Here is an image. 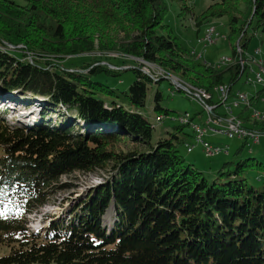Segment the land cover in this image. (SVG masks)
<instances>
[{"label":"trees","instance_id":"16d2710c","mask_svg":"<svg viewBox=\"0 0 264 264\" xmlns=\"http://www.w3.org/2000/svg\"><path fill=\"white\" fill-rule=\"evenodd\" d=\"M171 1L198 32L226 18L229 38L236 40L232 49L238 41L248 47L250 26L264 31V0H209L200 13L192 0ZM168 13V0H0V89L46 104L43 116L64 112L58 113L63 120L49 124L26 119L35 126L0 116V249H7L0 264H264V182L255 186L244 176L263 163L230 160L213 175L181 152L194 141V130L161 105L160 91L156 121L162 115L161 124L179 125L155 135L142 111L149 84L165 77L153 79L142 63L134 66L137 58L207 90L239 80L237 64L219 68L197 60L167 22ZM31 53L34 62L27 59ZM81 54L89 58L80 66L86 74L55 62ZM128 69L136 79L125 101L107 100L117 92L98 77ZM3 107L5 114L9 106ZM117 141L135 148L117 152ZM95 169L111 176L69 222L53 218L38 230L28 226L25 215L48 201L61 176Z\"/></svg>","mask_w":264,"mask_h":264},{"label":"rangeland","instance_id":"374dc122","mask_svg":"<svg viewBox=\"0 0 264 264\" xmlns=\"http://www.w3.org/2000/svg\"><path fill=\"white\" fill-rule=\"evenodd\" d=\"M169 3V13L167 22L175 29L176 33L179 35L180 41L191 49L195 48V53L197 55V60L206 62L207 64L211 63L213 65H218L221 62V58L223 56H228L233 54L232 43H235L236 40H231L229 38L230 28L227 25L226 18H218L212 20L209 24L202 28L201 31L198 32L197 27L194 25L193 18L187 16L186 18H179L177 13L180 10V6L177 2L168 0ZM210 4L209 0H192V5L195 7V10L200 13ZM207 26L216 27L218 33L221 34V37L214 43L209 44L206 41L198 43V37H201L204 34V31ZM226 36V38L224 37ZM228 37V38H227ZM247 37H251V41L249 42L248 47L246 48V57H251L255 53L257 48H262L263 55L258 56L257 58L264 59V31L259 30L257 32L254 31L253 26H250L247 30ZM109 56H113L115 58L123 57L119 51L117 50H107ZM203 53L204 56L199 58V54ZM97 56L102 55L99 52L96 53ZM35 54H28L27 59L31 62H34ZM40 57V56H39ZM41 59V57L39 58ZM38 59V60H39ZM89 58L86 54H81L78 56L70 57L63 62L55 61L58 64H61L63 67H69L71 71H80L81 73H87V69H80L82 62L87 61ZM137 60V59H136ZM44 61V60H41ZM93 63L105 64L109 67L115 68L116 66L109 64L103 60V62H98L96 60L92 61ZM76 64V66L71 64ZM136 62H134L135 64ZM142 62L137 61V64L134 65L129 63L127 65H134L137 67H141ZM126 65V63H124ZM51 65V64H50ZM71 65V66H66ZM142 66L144 64L142 63ZM178 77H180L179 73H175ZM245 76L238 81L234 85L233 91H244L248 93H255L256 91L262 88L261 85H256L254 83L247 84L245 81ZM250 76L253 80L256 78V73L251 72ZM98 79L104 80L107 86L114 88L115 93H108L109 95H105L106 99L109 101H125V94L130 85L136 79L135 73L132 69L122 70L116 76L107 77L104 74H101ZM176 85L170 81L169 79H163L160 83H150L148 89V95L146 99V105L142 108L144 114L150 119L152 123L155 124L154 134L157 135L158 132L164 130L166 127L169 130H173L172 126L179 125L178 120H165L163 124L158 123L156 121V115L158 112L154 110L155 101L154 96L156 91H160L163 96V100H161V105L165 109H169L175 112V115L183 116L186 112L191 113L192 115H196L197 113H203L202 117L198 118L199 121L207 116V111L204 109L202 104L197 100L190 96H188L183 90H176ZM174 92V94H173ZM8 97V98H7ZM9 99V101H7ZM214 99L218 100V94L214 93ZM233 97L230 98L232 101ZM6 101V102H5ZM40 102L36 100L29 94H22L21 92L17 93H5L0 89V116H3L6 121L12 123L13 125L25 124L26 122H30L32 126H35L33 121H27L26 119H32L33 117L37 119L41 124H49V122H55L58 120H63L62 115L64 112L54 113L53 115L45 114L42 115L45 110L44 105H40ZM4 105V109L9 106V110L2 113L1 106ZM243 107V106H242ZM240 108H235L234 113L238 114L241 110ZM255 107L258 110L264 111V102H255ZM36 108L38 111L29 114L28 116L22 115L24 111L31 112L32 109ZM49 108H46V111ZM9 111V112H8ZM12 111H15L14 114ZM45 111V112H46ZM219 111L223 112L224 109L222 107L219 108ZM248 113V112H247ZM19 121H17V118ZM67 115V114H65ZM80 124V123H79ZM81 125V124H80ZM184 131L186 133H192V128L190 126H185ZM184 136L183 134H181ZM189 138V137H188ZM206 139L223 150L219 155H209L201 145L197 146L192 153L187 152L184 144L180 146L181 152L185 155L187 161L194 163L200 169L204 171H208L213 175H216L218 170H220L223 164L226 161H238L239 159H247L254 158L253 161L262 162L264 165V137L261 138L259 142H255L252 139L247 141L245 139L239 138H230L225 134L216 133V134H208ZM115 150L120 152L122 150L128 151L135 148L133 142L129 143H120V141L115 142ZM109 147H112L111 145ZM234 166H231L233 168ZM228 170V168H225ZM110 172L103 169H95L90 172L76 171L71 174H64L61 176L59 181H57L53 186L54 189L50 192L48 201L41 205L39 209L33 210L32 214L29 215L27 213L25 217H27L28 226L32 228L31 221L34 225H40L39 219L41 218V222L43 224L50 223L53 218L57 221L61 222H69L73 211L79 206V204L84 203L86 198L89 196L90 192L93 189H96L102 185H104L108 179L110 178ZM244 176L247 178V181L257 186L264 182V167H260L254 164L251 168L247 169L244 173ZM42 210H49V212L42 214ZM29 215V216H28ZM107 214V219H112V214ZM106 218V216H105ZM106 220V219H105ZM109 229L111 227H108ZM7 251L6 248L0 249V255L5 254ZM54 264V263H52Z\"/></svg>","mask_w":264,"mask_h":264},{"label":"built area","instance_id":"2783aa9c","mask_svg":"<svg viewBox=\"0 0 264 264\" xmlns=\"http://www.w3.org/2000/svg\"><path fill=\"white\" fill-rule=\"evenodd\" d=\"M203 38H211V43L214 40H218L220 36L216 33L215 30L210 32H206L204 36L198 37V43ZM193 54L196 55L195 51ZM263 55L262 48H257L251 57H246V49L241 47V59H244V66L239 68L240 70V77L239 80L246 74L245 81L246 82H253L256 85H261L264 88V84H261L259 78H255L253 80L250 76V70L247 69V62H255V67H260L264 70V59L257 58L258 56ZM204 56L203 53L199 54V57L202 58ZM206 63V62H205ZM229 66H232L229 64ZM143 70H147L153 75L158 74L150 71L147 67H143ZM170 80V79H169ZM171 81V80H170ZM238 83V82H237ZM234 85H224L222 89L219 91L218 100L214 99V95L209 96V101H202V95L194 93L191 91V95H195V99H197L204 109L207 111V116L198 120V118L202 117L203 113L199 114L198 118L193 120L190 118H178L180 122H191V125L195 126V135L194 139H205L206 140V148L205 150H209V152L213 153L214 155H219V147H215L214 144L210 143L206 137L208 134L211 133H221V134H228L230 138H239L245 140H253L255 142H259L262 137H264V127H262L259 123L262 122V115L260 110L255 107V93H247L244 91H233ZM177 87V85H176ZM177 90V88H176ZM174 94V92H173ZM233 97L232 101L230 98ZM237 106H245L248 110H253V117L258 120V127H248L247 119H242V117L238 116L234 113V109ZM222 107L224 109L223 112L219 111V108ZM164 117L158 116L157 121L162 122ZM187 150L189 153H192L194 148V141L191 143H186Z\"/></svg>","mask_w":264,"mask_h":264},{"label":"bare ground","instance_id":"6f19581e","mask_svg":"<svg viewBox=\"0 0 264 264\" xmlns=\"http://www.w3.org/2000/svg\"><path fill=\"white\" fill-rule=\"evenodd\" d=\"M212 30H215L216 33L221 37V34L217 32L216 27H213V26H207L204 34L206 32H210ZM204 34L202 36H204ZM224 37L226 38V36H224ZM203 41H206L207 43L212 44L211 38H203V39H201V41L199 43H201ZM216 41L217 40H214V42H216ZM241 47H242V45H241L240 41H238L236 46L233 48L234 49L233 54L228 55V56H223L221 58L220 64H218L216 66L219 68L228 67L229 64H231L232 66H234V64H237L239 68L241 66H244V59H241ZM193 51H195V48H193ZM195 57H197V55H195ZM137 61H141L144 64L143 67H147L148 69H150V71H153L154 73H158V74L153 75V73H150L147 70H143L144 72L149 74V76H151L153 79L158 80V78L161 76L165 77V79H170V80H172V82L175 85H177V90H183L188 96H190L194 99H195V95H191V91L194 93H197L199 95H202V101H209L210 95H214V93L219 94V91L222 89V87L224 85H230L228 83H222V84L215 86L212 90H207L206 88L198 87V86H195L191 83H188V82L182 80L181 78L175 76L171 72H169V71H167V70H165V69H163V68H161V67H159L153 63L145 62L139 58H137ZM208 65H211V63H209ZM247 69L250 70V73L255 72L256 78H259V80L261 81V84H264V70L263 69H261L260 67H255V62H247ZM246 83L251 84L253 82H246ZM255 99L257 100L256 102H260V101L264 102V88H263V86L260 90L256 91ZM240 107H242V106H237V108H240ZM243 107H245V106H243ZM37 111L38 110H35V112H37ZM25 112H26L24 114L25 116H28L29 114L33 113L32 111L31 112L25 111ZM261 113H264V111H261ZM237 115L242 117V119H247L248 127H252V125L258 127V120L256 118H251V117H253V110H248V109L242 110V112H240ZM190 117H191V114L189 112H187L185 115L180 116L179 118H190ZM195 118H198V116L197 117L195 116ZM262 122H264V114L262 115ZM182 123H187V122H182ZM191 126L194 130V133H195V126L194 125H191ZM213 134H216V133H213ZM225 135L228 136V134H225ZM199 145H201L203 147V149L205 150L206 140L205 139H194V148H196ZM215 147H219V146L215 145ZM222 150L223 149L221 147H219V153H221ZM205 151L209 155H214L213 153L209 152V150H205ZM43 211H46V210H43ZM46 212H49V211H46Z\"/></svg>","mask_w":264,"mask_h":264},{"label":"water","instance_id":"95a60500","mask_svg":"<svg viewBox=\"0 0 264 264\" xmlns=\"http://www.w3.org/2000/svg\"><path fill=\"white\" fill-rule=\"evenodd\" d=\"M20 47H24L23 45H20ZM41 55V54H40ZM115 68H117V67H115Z\"/></svg>","mask_w":264,"mask_h":264}]
</instances>
